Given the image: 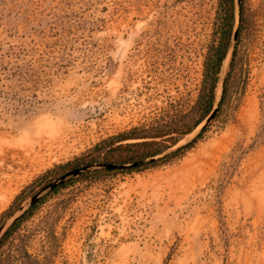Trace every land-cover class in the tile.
<instances>
[{
	"label": "rangeland",
	"instance_id": "rangeland-1",
	"mask_svg": "<svg viewBox=\"0 0 264 264\" xmlns=\"http://www.w3.org/2000/svg\"><path fill=\"white\" fill-rule=\"evenodd\" d=\"M220 3L0 0V224L95 165L29 210L3 248L15 264H264V0H234L217 115L155 157L207 124L190 148L96 166L150 158L112 138L192 111Z\"/></svg>",
	"mask_w": 264,
	"mask_h": 264
},
{
	"label": "trees",
	"instance_id": "trees-1",
	"mask_svg": "<svg viewBox=\"0 0 264 264\" xmlns=\"http://www.w3.org/2000/svg\"><path fill=\"white\" fill-rule=\"evenodd\" d=\"M220 4L221 8L219 14V41L216 46L211 47L210 53L206 59L205 75L202 89L192 111L188 114H184L180 118H174L172 120L160 122L148 128H134L133 130L119 134L118 136L112 138V140H115V142L113 143V145L115 146L112 145L111 148H113L114 150L135 148L142 151V156H156L163 153L166 149H168V147L175 146L185 135L193 132L211 114L214 109H216L215 116L217 115V112L225 101V97L227 94V85L225 83L222 97L219 101V106L215 108L219 74L221 73L226 55L231 46V37L235 21L234 0H221ZM239 34L240 31L238 30V35ZM195 112H199V115L196 118H192V116L194 117ZM206 127L207 124L202 127L199 134L191 142L176 148L174 151L167 153L160 158L152 160L150 164H156L158 162L167 160L168 158L177 155L182 150L190 148L193 143H195L201 137ZM130 138L140 139L141 141L123 143V141ZM166 141H171V145H164ZM118 142L120 143L116 145V143ZM145 149L148 152H145ZM65 185L66 183L59 187H63ZM58 188H56L55 190H57ZM38 204L39 203L34 204L21 216L17 217L1 236L0 264H15L16 260H25L23 259L24 257L21 256L22 250H20L19 254H12L6 252L3 248L5 247V244L7 243L9 238L16 231L20 223L26 218L29 210L34 209ZM13 215L14 213H12L10 217ZM1 224L0 228L2 227ZM28 257H31L30 254H28Z\"/></svg>",
	"mask_w": 264,
	"mask_h": 264
},
{
	"label": "water",
	"instance_id": "water-1",
	"mask_svg": "<svg viewBox=\"0 0 264 264\" xmlns=\"http://www.w3.org/2000/svg\"><path fill=\"white\" fill-rule=\"evenodd\" d=\"M240 2H241V0H238V4H240ZM237 37H238V30L236 29L234 31V35H233V42H235L237 40ZM215 113H216V109H214L211 112V114L207 117L206 123H208L209 121H211L214 118ZM154 159H156L155 156H152L150 158H144V159H141V160H136V161L129 162V163L100 162L96 166L106 167L108 169L137 167V166H140V165L145 164L147 162H151ZM94 166L95 165H93V164H87V165H84V166H81V167H76V168H73L71 170H68L66 173L62 174L61 176L57 177L53 181L49 182L41 190H39L37 193H35L33 196H31V198H30V200L28 202V206L32 207L34 204H36L39 201V199L41 198V196H42V194L44 192H47V191L55 189L56 187H58L61 184H63L68 178L73 177V176H77V175L81 174L82 172L91 169ZM24 209H25L24 207H21L19 209V213L20 214L13 215V216L10 217V218H12V221L9 224V226L13 223V221L17 217L21 216L26 211ZM6 229H5V224L0 228V238L3 235V233L6 231Z\"/></svg>",
	"mask_w": 264,
	"mask_h": 264
}]
</instances>
